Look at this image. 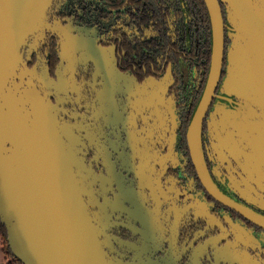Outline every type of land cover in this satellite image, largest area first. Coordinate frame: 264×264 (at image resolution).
<instances>
[{"label":"flooded vegetation","instance_id":"af4514ba","mask_svg":"<svg viewBox=\"0 0 264 264\" xmlns=\"http://www.w3.org/2000/svg\"><path fill=\"white\" fill-rule=\"evenodd\" d=\"M198 7L199 0H53L21 50L35 83L56 87L52 100L80 140L79 156L108 181L102 202L110 201L118 264H264V230L206 191L183 132L206 74L209 39ZM223 96L218 90L210 112L241 109ZM207 120L213 180L264 215V179L247 175L235 150L218 164Z\"/></svg>","mask_w":264,"mask_h":264},{"label":"water","instance_id":"95a60500","mask_svg":"<svg viewBox=\"0 0 264 264\" xmlns=\"http://www.w3.org/2000/svg\"><path fill=\"white\" fill-rule=\"evenodd\" d=\"M52 1L0 0L1 222L23 264H118L110 201L102 202L108 181L79 156L80 140L64 121L61 102L52 100L50 90L56 87L38 86L37 71L23 62L21 50ZM203 1L212 49L205 87L187 129L190 157L212 197L264 230L263 214L219 189L203 143L210 115L208 135L218 164L226 163L225 151L235 150L246 158L244 172L264 179V0ZM218 90L223 100L241 109L210 112Z\"/></svg>","mask_w":264,"mask_h":264},{"label":"trees","instance_id":"16d2710c","mask_svg":"<svg viewBox=\"0 0 264 264\" xmlns=\"http://www.w3.org/2000/svg\"><path fill=\"white\" fill-rule=\"evenodd\" d=\"M198 11L200 13L199 18H201V16H202V18L203 17L205 18V19L203 18L206 22V28L204 30V35L209 39V43H207V45H206V50L208 52L205 55H203V57H205V60H206V64L204 65L206 74H205V81L203 83V87H202L201 91L197 94V96L194 100V103L192 105L191 113H189L184 119V128H183L184 135H186V132H187L188 126L190 124V121L192 119L193 113H194V111L198 105V102L201 98V95L203 93L205 83H206V79H207L208 72H209V68H210V60H211L212 27H211V21H210L209 13H208L207 7H206L203 0H199ZM223 12H224V15H226L224 6H223ZM228 42H230V41L226 40V44ZM0 238H1L2 247H3L4 264H23L14 256V254L10 248L9 241H8V232H7L5 225L2 224L1 218H0Z\"/></svg>","mask_w":264,"mask_h":264},{"label":"rangeland","instance_id":"374dc122","mask_svg":"<svg viewBox=\"0 0 264 264\" xmlns=\"http://www.w3.org/2000/svg\"><path fill=\"white\" fill-rule=\"evenodd\" d=\"M0 264H4L3 247H2L1 238H0Z\"/></svg>","mask_w":264,"mask_h":264}]
</instances>
